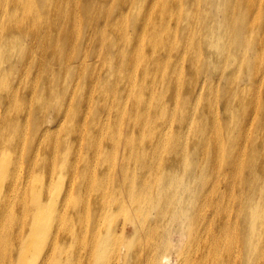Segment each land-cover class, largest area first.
Here are the masks:
<instances>
[{
	"label": "bare ground",
	"instance_id": "6f19581e",
	"mask_svg": "<svg viewBox=\"0 0 264 264\" xmlns=\"http://www.w3.org/2000/svg\"><path fill=\"white\" fill-rule=\"evenodd\" d=\"M262 43L264 0H0V264H264Z\"/></svg>",
	"mask_w": 264,
	"mask_h": 264
},
{
	"label": "rangeland",
	"instance_id": "374dc122",
	"mask_svg": "<svg viewBox=\"0 0 264 264\" xmlns=\"http://www.w3.org/2000/svg\"><path fill=\"white\" fill-rule=\"evenodd\" d=\"M188 11V10H187ZM191 15H192V12H190V11H188ZM175 14V13H174ZM173 14V15H174ZM195 15V14H194ZM254 16H255V14H254ZM171 17H172V14H171ZM184 20V19H183ZM187 20H190V18H187ZM192 29H195V28H192ZM28 42H29V37H23V39H22V43H23V45L26 47V48H28ZM263 45H264V43H262ZM144 50H145V55L146 56H148L149 55V51L147 50V48L146 47H144ZM143 50V51H144ZM175 51H176V49H175ZM264 47H263V50L261 49V56H262V58L264 59ZM175 53L173 52V55H172V57L174 56H176V55H174ZM166 56V51H165V49H163V48H158L157 49V57L159 58V60H164V57ZM263 62H264V60H263ZM126 69H127V67H126ZM219 72V74H218V77L220 76V75H224L225 74V72H226V69H221V70H219L218 71ZM200 75V74H199ZM110 76H114V74H110ZM178 76H181V75H178ZM197 77V79L198 80H200V77L199 76H197V75H195V78ZM157 78H158V75H157ZM233 78H234V81H235V83H236V79L238 78L239 79V75H237L236 77H235V75L233 74ZM218 79H221V84H223V85H225L226 86V81H224L223 80V78L222 77H220V78H218ZM239 84H243V85H245L244 84V81L241 79V77H240V80H239V82H238V85ZM113 86L115 85V84H112ZM109 89V84H107L106 86H105V90H108ZM177 93L178 92H176L175 93V98L173 99V101H172V103H174L175 101H176V98H177ZM235 94H236V91H235ZM108 100H109V96H108ZM163 100L165 101V103H166V100H167V96H164L163 97ZM107 110H108V105H107V107H105V113H107ZM164 110H166V108L165 107H163V109L161 110V111H164ZM233 111V110H232ZM241 112V111H240ZM239 112V113H240ZM212 114L214 115V112H213V110H212ZM218 114L219 115H221L222 114V110L221 109H219V112H218ZM110 117H112V115L110 114ZM197 118H198V115H196L195 116V121H196V123H195V125H197ZM111 120V119H110ZM125 121H128V120H125ZM125 121H123L124 123H115V128H116V130H119V128H123L124 127V124H125V127H127L128 126V124H131V125H137V126H140V124H139V122H130V121H128L129 123H125ZM168 122H169V125H170V123H171V121H170V119H169V117H168ZM176 124H179V121L178 120H174L173 121V125H176ZM110 126H112V123L111 124H109ZM155 125V122H153V126ZM150 128H151V125L150 124H148V123H146V126H145V130H147V131H149L150 130ZM235 128H237V127H235ZM147 131H145V132H147ZM235 131V130H234ZM151 132V131H150ZM236 132V131H235ZM233 134V133H232ZM233 136H235V134H233ZM191 141H198V138H196V137H194V138H192V139H189L188 141H187V143H186V147H187V144L189 143V142H191ZM195 154V153H194ZM225 169H227L228 170V168H225ZM229 171V170H228ZM206 179H209V176H207V178ZM222 191H224V188L222 189ZM229 210L227 209L226 210V216H228L229 215ZM221 214H222V211L220 212ZM232 217V216H231ZM171 259V258H170ZM168 259V261L166 262V264H168L169 262V264H175V262H174V260L173 259ZM179 263H180V260H179ZM181 264V263H180Z\"/></svg>",
	"mask_w": 264,
	"mask_h": 264
}]
</instances>
